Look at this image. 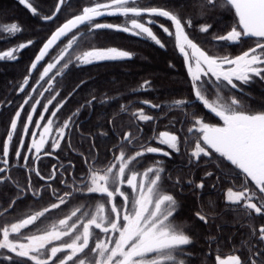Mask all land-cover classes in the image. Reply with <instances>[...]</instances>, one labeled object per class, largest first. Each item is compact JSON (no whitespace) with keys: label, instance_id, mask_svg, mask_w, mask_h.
I'll return each instance as SVG.
<instances>
[{"label":"snow or ice","instance_id":"1","mask_svg":"<svg viewBox=\"0 0 264 264\" xmlns=\"http://www.w3.org/2000/svg\"><path fill=\"white\" fill-rule=\"evenodd\" d=\"M19 3L34 16L39 15L30 0H19ZM63 5L71 6L68 0H58L52 15L41 16V19L54 21ZM192 6L196 8L199 18H203L205 10L217 7L233 12L235 24L225 34L214 35L212 39L225 45L251 41V46L235 56L210 55L186 31V28H193L190 16L183 17L179 11L169 10L168 7L141 5L139 0H106L84 6L79 14L58 26L43 43L19 88L20 92H24L29 85L33 70H37L50 50L64 38H67V43L51 62L42 66L43 71L36 81L37 84L44 81L48 85L40 92L41 96L53 90L56 77L63 76L70 65L81 67L133 57V53L116 47L91 48L71 56L70 53L79 48L80 41L85 37L98 30L109 29L148 39L164 48L165 44L150 27L157 24L153 18H164L170 21V26L165 27L161 23L159 27L167 36L174 37L175 47L187 65L195 99H175L171 105L152 104L147 100L141 102L150 108L163 107L166 112H180L183 119L178 131L183 132V136L170 131L156 134L153 128V136L144 137L143 128L137 124L135 135L130 131L123 133L122 142L116 146L117 150L112 152L110 159L102 161L98 155L89 159L81 154L85 165L81 174L69 172L61 164L59 167L53 165L50 175L45 177L38 168V158L45 145L51 148V151H43L47 156L60 149L66 130L70 128L79 109L61 125H56L52 117H56L67 102L66 99L58 102L53 105L54 110L50 111L49 106L60 95L57 91L47 103L41 104L39 99L35 100L21 124L24 107L33 99L28 94L11 119L10 128L0 144V165H3L0 167V174H3L0 175V184L10 183L16 189V196L8 208L0 211V218H3V222H0V264H186L187 258L191 256L187 246L193 243V239L185 226L175 221L180 205L174 195L164 190L163 161L156 160L143 172L135 167L140 164V158L147 154H161L169 158L172 153L184 154L189 165L197 166L202 157L210 158L206 163L216 161L217 167H227L230 173L243 179L241 190H227L225 203L232 206L230 210H244L247 217L264 215V109L253 110L236 95L240 93L244 96V86H250L257 78L264 81V0H193ZM104 16H120L125 20L121 24L98 22V18ZM170 27L174 30H170ZM211 27L210 24H201L199 31L208 33ZM22 30V26L17 23L0 26V32L11 35ZM32 43L29 40L26 44L21 43L18 47L0 52V60L17 59L15 53ZM66 56L69 57L67 60ZM61 61L65 62L61 64ZM58 64L60 68L53 73ZM150 84V81H144L140 89L147 91ZM31 91L36 92L37 89L32 88ZM105 102L107 100L102 101ZM91 103V100L88 101V104ZM38 105L43 111L34 121ZM196 105H202L222 123L205 122L198 111L187 110L195 109ZM120 110L124 112L125 106L121 105ZM45 113H50L48 118ZM132 116L144 124L154 123L157 119L146 114L143 108L133 112ZM45 120L46 123L42 125L41 121ZM176 123L173 120L170 126L175 127ZM185 123L188 124L186 132L183 131ZM18 125L21 131L14 157L21 161L20 167L26 171V185L13 180L8 167ZM31 126L42 128V131L30 133L31 144L25 151V137L29 136ZM149 140H156L170 151L151 146ZM68 146L71 148L70 140ZM28 153L32 154L31 163ZM69 167L74 169L75 165L69 162ZM32 173L44 183L33 185ZM205 175L211 176L212 173L207 172ZM167 179L171 180V175ZM52 182H56V186ZM187 182L189 185L194 184L192 180ZM175 183L180 184L179 178ZM249 183L254 185L255 190L248 187ZM194 187L202 189L204 184L201 181ZM257 191L262 195L257 196ZM29 197L34 204L42 206L15 222L4 217V212L12 208L18 199ZM45 197L48 198L47 203L44 202ZM253 200L261 202L258 205ZM209 208H214V204L209 202ZM63 209L70 210L55 219L50 215L54 210ZM196 216L205 224L208 223V216L202 212H197ZM33 228L32 234L23 231H32ZM251 235L264 242V225L258 229L252 228ZM212 243H215L214 238L209 241V245ZM241 250L250 253L249 264H264V249L254 251L245 242ZM215 260L216 264H245L239 254L227 255L226 258L217 254Z\"/></svg>","mask_w":264,"mask_h":264},{"label":"trees","instance_id":"2","mask_svg":"<svg viewBox=\"0 0 264 264\" xmlns=\"http://www.w3.org/2000/svg\"><path fill=\"white\" fill-rule=\"evenodd\" d=\"M144 0H139L143 2ZM37 8L39 15L34 16L32 12L19 0H0V25L17 23L22 26V31L11 35L7 32H0V52H5L15 47L19 43L33 41L28 47L19 50L15 60H0V144L6 137L10 127V121L15 112L19 109L23 100L27 98L29 91L36 86V79L42 66L46 63L50 55L65 41L64 38L38 65L29 79V85L25 87L24 92L19 88L28 75V69L38 49L49 36V34L62 22L70 17L79 14L84 6H90L95 2H106V0H68V5L61 6V13L57 14L54 21H43L41 16L50 15L56 5L57 0H30ZM184 7H188L193 15L194 21H203L212 25L208 33L198 32L197 41L211 54L233 55L241 51L237 46L227 47L223 44L217 45L211 42L209 35H221L225 32L224 26H232L235 23V16L226 8L217 7L214 10H205L203 18L197 16V10L192 6L193 0H184ZM184 11V10H183ZM186 11V10H185ZM120 16H106L98 19V22H119ZM83 30V29H82ZM155 33L165 44L164 48L140 37L132 36L115 30L101 29L91 36L85 37L80 41L79 48H76L70 55L79 54L91 48L116 47L133 53L131 59L117 61H103L76 67L70 65L63 76H57L51 92H44L39 99L41 104L47 103L58 91L59 96L49 106L50 111L54 110L53 105L63 102L64 106L52 117L56 125H61L73 113L78 115L73 117L70 128L66 130L65 140L61 142L60 149L51 156L43 154V151H51L49 145H46L39 156L37 164L42 175L47 177L52 171L53 165L59 167L63 164L69 172L76 175L84 171V159L81 154L92 159L98 155L99 159L106 161L110 159L112 152H115L116 146L122 142L124 132L137 133L135 125L139 124L143 128L142 136H153V128L156 134L160 131H170L183 136L179 132L181 127L182 115L178 111L166 112L165 108H150L143 105L142 101H150L152 104L168 105L175 99H192L194 95L191 91L190 77L186 70L184 59L178 56L173 48V43L161 31L155 30ZM71 35V34H70ZM144 81H150V88L147 91L141 90L140 85ZM234 91V90H233ZM33 93L29 105H25L24 112L21 114V124L26 119L27 112L30 111V105L34 103L37 94ZM72 93L71 96L69 94ZM244 96L236 93L237 98L243 99L244 103L249 104L253 110L264 109V81L258 78L250 85L244 86ZM95 97V100L92 98ZM92 101L88 104V101ZM107 102L102 103V101ZM125 106V111L121 112L120 106ZM171 105V104H170ZM143 108L145 113L152 115L157 119L155 122L144 124L132 116L136 110ZM42 107L37 106V114L34 115V121L39 118ZM188 111H198L208 123H221L217 117L204 109L202 105H196L195 109ZM50 113H45L48 118ZM175 120L176 126L171 127V122ZM45 121H41L44 124ZM188 124L183 125V131L186 132ZM34 126L30 127L29 136L25 137V151L30 141V133ZM21 127L18 125L17 133L14 136L9 155L10 176L21 185L27 184V174L25 169L20 167L21 161L16 160L14 152L19 143ZM104 133L105 135H101ZM194 138V137H193ZM71 142V148L68 141ZM151 146H158L156 140H149ZM139 145H137V148ZM191 150L190 148L188 149ZM181 152H184L182 146ZM30 156L31 163V153ZM131 154V153H129ZM210 158L202 157L199 165H189L187 156L184 154L172 153L171 157H165L161 154H147L140 158V164L135 167L137 170L144 169L152 165L156 160L163 161L165 168V178L163 180L164 190L172 194L177 199L180 208L175 221L185 226L188 234L192 237L193 243L187 246V252L191 254L187 258L186 264H216L217 254L221 258L227 255L239 254L245 264H249L247 250H241V245L247 242L253 250L264 249V242L258 238H253L251 229H258L264 225V215L259 217H247L244 210L226 205L224 193L229 188L234 191L241 190L243 183L241 177H236L224 166L217 167L216 161L206 163ZM69 162L75 165L72 169ZM1 167L3 165H0ZM211 172V176H206ZM3 175V174H0ZM171 175L172 179H167ZM66 177L67 174L64 173ZM33 185L39 186L40 181L34 173L31 174ZM179 178L180 184L175 183ZM192 180L194 184H204L202 189H197L189 185L187 181ZM56 186V182H52ZM248 187L255 190L253 184ZM257 193H259L257 191ZM16 196V189L10 183L0 184V211L7 209L11 200ZM48 198L45 197V203ZM209 202L214 204V208H209ZM32 206V207H30ZM42 205L34 204L32 198L18 199L15 205L7 212L4 217L8 221H13L19 216L29 214ZM70 209L54 210L50 215L53 219L62 217ZM197 212H202L208 216V223L205 224L196 216ZM3 222V218H0ZM258 236V233H257ZM215 243L209 245L211 239ZM7 264V262H5Z\"/></svg>","mask_w":264,"mask_h":264},{"label":"flooded vegetation","instance_id":"3","mask_svg":"<svg viewBox=\"0 0 264 264\" xmlns=\"http://www.w3.org/2000/svg\"><path fill=\"white\" fill-rule=\"evenodd\" d=\"M141 5H143V4H147V5H149V6H158V7H168L169 8V10H172V11H179V13H180V15L181 16H183V17H191L192 15H193V13L192 12H189V8L188 7H184L185 5H187V4H184V0H144L142 3L141 2H139ZM183 5V7H181ZM184 10V11H183ZM186 10V11H185ZM104 17H106V16H104ZM103 18V17H102ZM98 19H101V18H98ZM153 19H156L157 20V24H155V25H150V27H152V29H153V31H154V29L155 30H158V31H161V32H163V30L159 27V24H164V26L165 27H169L170 26V21H167V20H165L164 18H153ZM193 19V18H192ZM201 24H207L206 22H203V21H194L193 20V28H186V31L189 33V35H190V37H194L195 38V42L196 43H198V41H197V36L196 35H199V34H197L198 32H200L199 31V25H201ZM235 24V23H234ZM233 24V25H234ZM232 25V26H233ZM232 26H224L223 27V30H225V32L223 33V34H225L228 30H230V28L232 27ZM170 30H174V29H172L171 27H170ZM154 33H155V31H154ZM156 34V33H155ZM165 34V33H164ZM223 34H221V35H223ZM157 35V34H156ZM220 35V34H219ZM165 36L173 43V48H174V50H175V52H176V54L178 55V56H180V57H182L183 58V56L179 53V50L175 47V40H174V37H169V36H167V34H165ZM210 36V41L211 42H214V44H217V45H220V44H223V45H225L224 44V42H216V41H214L213 39H212V36H214V35H209ZM158 37V36H157ZM159 38V37H158ZM159 39H161V38H159ZM146 40H148V39H146ZM148 41H150V40H148ZM161 41H162V39H161ZM150 42H152V41H150ZM152 43H154V42H152ZM162 43H163V41H162ZM155 44V43H154ZM202 48H204V46L203 45H201L200 43H198ZM225 46H227V47H233V46H237L238 48L237 49H239V48H241V51L240 52H238V53H235V54H233V55H230V56H235V55H239V54H241L242 53V51H245V50H247L248 49V47L249 46H251V41H247V42H241V44H239V45H225ZM205 49V48H204ZM206 50V49H205ZM210 55H216V54H211V53H209ZM221 56H223V55H221ZM184 59V58H183ZM185 64V63H184ZM186 67V66H185ZM187 70V69H186ZM188 72V71H187ZM41 155V154H40ZM1 167V166H0ZM3 167V166H2Z\"/></svg>","mask_w":264,"mask_h":264},{"label":"rangeland","instance_id":"4","mask_svg":"<svg viewBox=\"0 0 264 264\" xmlns=\"http://www.w3.org/2000/svg\"><path fill=\"white\" fill-rule=\"evenodd\" d=\"M124 20H125V18H123V17H121V20L119 21V22H116V23H113V22H107V21H102L101 23H113V24H121V23H123L124 22ZM11 24H2V25H0V26H10ZM25 43V42H24ZM67 43V40H65L55 51H54V53L52 54V55H50V57L48 58V60L46 61V63L43 65V66H46V64L48 63V62H51L58 54H59V52H60V50L63 48V46L65 45ZM19 44H21V43H19ZM18 44V45H19ZM26 44V43H25ZM18 45H16L15 47H18ZM14 48V47H13ZM10 49H12V48H10ZM9 49V50H10ZM8 51V50H7ZM82 53V52H81ZM17 53H15V55H16ZM80 54V53H79ZM76 55V54H75ZM71 56H74V55H71ZM69 57H65V60H67ZM65 61H61V64H63ZM60 68V65L58 64L57 65V68L56 69H53V73L54 72H56V70L57 69H59ZM42 71H43V67L40 69V72H39V74H38V77H37V79H36V81L38 80V78H39V75L42 73ZM52 73H50V75H51ZM190 77V76H189ZM46 80H47V78H45ZM190 80H191V77H190ZM46 87H48V85L44 82V81H40V83L39 84H37L36 83V86H34L33 88H36L37 89V91L39 92L38 94H37V97H36V99L35 100H37V99H40L41 98V95H40V92H43V90H44V88H46ZM33 93H35V92H32L31 90L29 91V93L28 94H30V95H32ZM35 102V101H34ZM172 102H168V103H166V104H168V105H170ZM43 111V110H42ZM46 123V122H45ZM222 123V122H221ZM43 125V124H42ZM10 128V127H9ZM32 131H35V132H37V133H40L41 131H42V128H40V129H37V128H33V130ZM37 139H39V136H37ZM49 139V141L51 140V138H48ZM31 144V138H30V141H29V144L28 145H30ZM45 147H46V145H45ZM153 147H160V148H163L165 151H170L169 149H167V147L165 146V145H161V144H159L158 146H153ZM49 148H50V146H49ZM45 149V148H44ZM145 169V168H144ZM144 169H141V170H138V171H140V172H143L144 171ZM226 193H227V190L225 191V193H224V197H225V200H226ZM262 194H260V193H257V196H261ZM119 199V198H118ZM253 202H255V203H258V205H259V203L261 202V201H259V200H253ZM24 216V215H23ZM23 216H19L18 218H16L15 220H17V219H19V218H22ZM15 220H13L12 222H15ZM31 227V226H30ZM42 227H43V225H42ZM25 233H27V234H32L33 232H34V228L32 229V231H30L29 229H24L23 230Z\"/></svg>","mask_w":264,"mask_h":264},{"label":"water","instance_id":"5","mask_svg":"<svg viewBox=\"0 0 264 264\" xmlns=\"http://www.w3.org/2000/svg\"><path fill=\"white\" fill-rule=\"evenodd\" d=\"M57 3H58V0H57L56 4H57ZM55 6H56V5H55ZM54 11H55V8H54L53 12H54ZM53 12H52V13H53ZM52 13H51L50 15H52ZM70 18H71V17H70ZM100 18H102V17H100ZM43 21H44V20H43ZM65 21H66V20H65ZM65 21H64V22H65ZM64 22H62V23H64ZM62 23H61V24H62ZM61 24H60V25H61ZM60 25H59V26H60ZM56 28H57V27H56ZM56 28H55V29H56ZM55 29H54L52 32H54ZM52 32H51V33L49 34V36L45 39L44 42H46V40L51 36ZM44 42H43V43H44ZM43 43H42V45H43ZM42 45L40 46V48L42 47ZM40 48L38 49V51H37V53L35 54V56L38 54ZM35 56H34V58H35ZM34 58H33V60L31 61V63L34 61ZM31 63H30V65H31ZM30 65H29V68H30ZM185 66H186V69H187V65H186V64H185ZM28 70H29V69H28ZM34 71H35V70H33V72H34ZM33 72H32V73H33ZM142 104H143V103H142ZM143 105L148 106V105H146V104H143ZM148 107H149V106H148ZM41 155H42V154H41ZM41 155H40V156H41Z\"/></svg>","mask_w":264,"mask_h":264}]
</instances>
